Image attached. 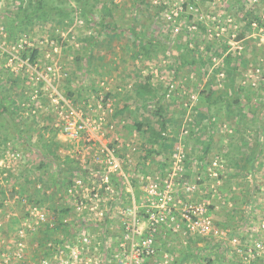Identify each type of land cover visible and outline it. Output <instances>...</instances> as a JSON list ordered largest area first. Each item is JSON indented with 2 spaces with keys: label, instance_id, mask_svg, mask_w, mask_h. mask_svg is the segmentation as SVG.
Masks as SVG:
<instances>
[{
  "label": "rangeland",
  "instance_id": "rangeland-1",
  "mask_svg": "<svg viewBox=\"0 0 264 264\" xmlns=\"http://www.w3.org/2000/svg\"><path fill=\"white\" fill-rule=\"evenodd\" d=\"M133 1L99 0L95 7V11L99 12L103 5H107L112 11L111 23L121 32L118 30L114 33L113 25L100 30L98 25L89 26L82 17L77 16L70 27L58 28L45 23L31 30L17 31L14 38H9V26L3 14L14 12L18 1L0 0V88L2 94L8 97L6 104L8 103L15 112L13 117L20 133L18 135L14 132L15 136L3 142L4 132L0 128V186L4 188L9 185L13 188L10 190L6 186L7 189L2 192L0 200H15L7 209L17 213L6 217L0 203V247L7 245L10 248L16 240L17 232L25 231L24 242L28 256L24 253L22 260L16 264H30L41 259L58 263L57 260L54 261V254H68V242L80 245L88 230L92 231V228L102 222V219L98 221L95 214L105 213L104 203H98L97 208L92 210L88 207L87 210L75 207L74 213L69 209L70 215L66 217L71 224L60 225L58 211L51 208L54 205L48 204V198L43 204L35 202L43 195L54 197L52 172L54 165L61 160L63 149L66 151L71 149L70 146H74L78 151L89 152L86 146L71 145L63 137L61 138L66 144L59 145L61 141H58V132L53 128L55 117L50 105L54 90L69 99L74 107L87 103V108L91 106L93 114L103 112L112 126L109 132L112 135L133 131L127 127L132 123L129 119L131 116L126 118L127 114L123 113L114 117L124 96L129 97L132 103L130 108L135 111L134 118H152L158 105L165 109L163 115L167 116L168 120L173 118V125L166 126L167 131L172 133H163L165 143L170 146L168 148L161 145L152 146L150 148L153 150L149 153L147 143L145 146L141 145V142L135 141L136 138L130 137L133 140L132 145H136L138 149L131 156L128 169L132 173H126L128 182L134 184L137 181L141 188H145L146 184L158 182L166 176L178 178V175H181L189 188L188 194L185 195L187 200L196 201L207 209L216 233L211 237L199 238L188 233L183 234L181 231L171 234L161 228L156 254L145 264H182L185 261H194L196 264H229L232 261L227 260V256L234 253L233 244H238V241L242 244L249 236L248 228L254 230L257 227L256 217L246 219L245 214L250 210V204L244 202V199L248 194L264 196V169H258L254 173L256 179L250 188L245 182L243 170L235 171L229 168L218 154L204 153V149L200 148L201 140L198 147L194 146L197 151L193 147L190 150L186 143L187 137L192 139L201 133L207 134L206 127L201 129L200 125V130L190 129L189 135L182 140L187 151L185 169L181 173L173 171V168L183 120L187 117L197 122L199 116L195 106H202V96L206 97L208 89L224 90L226 86L228 88L225 90L231 94L235 92L244 100L240 106L241 112L238 107L236 110L234 108L229 117L241 115L252 118L251 128L259 131L260 135L257 134L256 139L251 140L260 142L264 159V76L255 81V87L251 86L252 81H248L246 86L240 83L243 74L255 70L258 66L264 68V28L259 27L253 19L255 15L264 20V0H145L147 7L140 11L131 6ZM71 6L75 5L72 3ZM248 11L252 12L250 16ZM106 21L110 19L107 18ZM134 26L164 44V52L154 49V52H150V57L139 52L133 44ZM98 32L100 34L94 42L95 45H85L84 40L89 36L96 37ZM240 35L242 38L237 39ZM49 41H53L54 45H48ZM183 46L196 52L190 55ZM33 52H36V55L30 61ZM229 55L230 63L227 64L226 57ZM179 56H193L196 60L201 57L204 64H199L198 61L192 66L182 64ZM86 58L90 60L89 65H86ZM48 68H51L50 72L47 71ZM136 71L141 77L136 75ZM220 74L223 76L220 77ZM146 77L154 87L159 101L157 98L150 100L144 108L140 103H134V91L135 83ZM198 92H201L202 96L198 97ZM218 106H221V110H226L224 105ZM3 117L7 124H10L9 117ZM118 119L124 120L125 123H120ZM225 125L223 124V128L226 127L224 132L233 134L234 128ZM193 130L195 134H191ZM20 136L29 138L28 150L24 148V139ZM128 138L124 144L129 143ZM16 153L20 154L18 159L13 158ZM54 154L58 159H54ZM214 162L218 163L217 167H212ZM262 162L264 164V161ZM40 163L50 172L46 179L50 185L40 190L34 187L35 190H32L31 194L28 191L21 194L16 188L18 182L25 178L20 176L19 171L27 165H32L30 170H33L29 171L27 178L36 186L43 179L36 169ZM133 167L136 170H133ZM96 171L99 174L102 172ZM10 175L14 178H10ZM73 177L75 175L72 176V182ZM60 188L62 187L58 189ZM66 189L65 187L64 190ZM38 190L41 195H36ZM176 191L181 194L179 188ZM23 200L26 203H23ZM34 203L45 208L50 223L34 224L28 214L29 207ZM84 203L90 202L86 200ZM70 204L72 203L69 202ZM66 205L67 202L63 201L59 207ZM261 206L263 215L264 203ZM254 207L256 206H253L252 213L256 215ZM111 209L112 212L115 211L116 206ZM50 224L53 226L50 227ZM62 228L77 230L63 247L62 243L57 247V244H54V234L60 235ZM48 235H51V238ZM39 236L44 238L40 243ZM107 237L112 238L106 236V239ZM253 237L254 235L249 236ZM90 239L94 244L93 242L99 241V236L93 231ZM236 239L238 241L235 242ZM88 253L92 259L91 264H109V254L113 253V250L103 251L101 255L97 251L89 250ZM232 258L234 259L233 254Z\"/></svg>",
  "mask_w": 264,
  "mask_h": 264
},
{
  "label": "built area",
  "instance_id": "built-area-1",
  "mask_svg": "<svg viewBox=\"0 0 264 264\" xmlns=\"http://www.w3.org/2000/svg\"><path fill=\"white\" fill-rule=\"evenodd\" d=\"M48 45H54L53 41H49ZM47 71H51L48 68ZM222 77L223 75H219ZM264 76V68L257 67L255 70L243 74L241 84L246 86L248 81H252L251 86L255 87V81H259ZM42 77V76H39ZM36 79H38L36 77ZM264 81V79L262 80ZM50 105L53 108L54 123L53 128L58 134L65 139V141L72 145L86 146L89 151H93L98 157V165L101 166V173L95 170V175L89 176L88 179L92 182L89 186L85 185L84 177L81 175L73 179V186L68 189L69 194L74 196V193H80V189L87 188V198L90 202L85 204V199L77 200L75 207H80L82 210L96 209L98 203L103 202L106 192L112 194L109 186V177L117 175L124 180H128L125 168L129 167L131 163V156L136 151L135 147L127 144V153H120L116 147L104 145L102 142L106 132L112 129V126L105 117V114H93L91 106L87 103L81 106L74 107L69 99L58 94L54 90V98L50 100ZM192 120L187 118L183 120L181 127V139L179 138L178 146L176 147V162L174 163L173 171L183 172L186 162V150L182 143L183 138L190 133V126ZM20 157L19 153L13 155L14 159ZM218 163L214 162L212 167H217ZM104 186H103V185ZM181 175L166 176L158 182H153L145 185L143 195L137 200V206L130 209H125L121 212V237L116 242L113 248V253L110 254L111 259L109 264H145L149 258L156 254L157 239L161 234V228H165L168 233L191 234L194 237L206 238L214 236L216 228L210 218L207 209L197 203L187 200L189 188ZM179 188V192L176 189ZM80 190V191H79ZM177 194H174L176 193ZM81 195V193H80ZM28 214L35 225L50 223L47 217L46 210L38 203H34L28 209ZM96 217L101 218L102 212L95 214ZM260 219V220H259ZM258 219L257 227L254 230L248 228V235L253 238H246L241 244H233L234 259L232 254L227 252V260L232 261L229 264H264V214ZM1 226V224H0ZM53 225L50 224V227ZM25 231L17 232L16 240L13 243L15 247L11 254H4L1 256L0 264H13L14 260L22 257L26 250L24 242ZM223 241L226 238H221ZM90 235L87 233L83 236L80 245L75 243H68L67 248L69 253L57 256L54 254V261L52 263L49 259H41L38 262H31L30 264H91L92 259L87 255L90 250ZM224 245L223 243H221ZM227 249V247H226ZM232 259V260H231ZM182 264H196L194 261H185Z\"/></svg>",
  "mask_w": 264,
  "mask_h": 264
},
{
  "label": "crops",
  "instance_id": "crops-1",
  "mask_svg": "<svg viewBox=\"0 0 264 264\" xmlns=\"http://www.w3.org/2000/svg\"><path fill=\"white\" fill-rule=\"evenodd\" d=\"M199 94L200 95H198V97L202 96L201 92ZM228 95L231 97V99H235V101L237 100V103L233 100V104L232 105L230 104V108L227 109V106L226 107L224 106L226 108V110L225 109L221 110V106H218V105L223 104V102L225 101L224 99H222V100L217 99L216 102L218 104L211 105L210 108L208 109V107L206 105V101H207L206 97L202 96V98L200 100V104L202 106L201 107L195 106V109L197 110L196 111L197 115L199 117L196 119L197 122H195V120H192L190 129L200 130L199 126L201 125L202 126L201 129L206 127V130H208V133L207 134L201 133L200 136L192 138V139L191 138L189 139V136H188L186 143L190 147V150H191L192 147L194 148V146L198 147L199 141L201 140L202 141V143H201L202 147H200V148L204 149V153H210L213 155L218 154L219 157H221L225 160V162L229 168H233L235 171H237V169L243 170L244 175L246 176L245 182H247L248 186L251 188V187H253V184H254L255 179H256V176L254 175V173L256 171H258V169H262V168L264 169V164L262 162V161H264V159L262 158L263 153L261 150V144H260V142L259 143L253 142V140H251V139L255 140L256 135L259 134L260 132L259 131L257 132L256 129L251 128L250 123H253V120L251 117H245V116H241V115H239V116L234 115L231 118L229 117V115L232 114L231 112L234 111L233 110L234 108L236 110L238 106H242L244 100L240 96H238V94H235V92H234V94H231V92L228 91ZM123 102H124V100L121 99V101H120L121 104H119L120 107L123 105ZM216 102H214V103H216ZM214 106H218V107L214 108ZM118 109H120V108H117V110ZM225 112H226V115H225ZM198 113H201L202 116L199 115ZM115 116L119 117L120 114H116V112H115L114 117ZM172 117H174V115ZM149 118L151 119V117H149ZM199 118H200V120H199ZM138 119H140V118H138ZM118 120L120 121V123H125L124 120H120V119H118ZM169 121H170L169 123L167 122V125H166L167 127L169 125H173V123H174L173 118H172V120H169ZM223 124L230 125L231 128H234L233 134H229L230 132H224L225 131L224 128H226V127L223 128ZM127 127H129V125ZM129 129H131V128L129 127ZM220 129H222V130H220ZM262 131H264V127L262 128ZM109 132L110 131L106 132V135L104 136L101 143H103L104 145H109L110 147H116L120 153L121 152L122 153L128 152L126 145L127 144L132 145V143H133V140H131L130 137L136 138L135 141H139V143L141 142L140 143L141 145L143 144L145 146L146 145L145 143H147L149 145L150 150H153L150 147L158 146L157 144H153L151 146L148 143V138H147L148 135L145 138L139 132L136 133L135 131L134 132L129 131V132H124V133H119V135L118 134L112 135V134H109ZM108 134H109V136H108ZM191 134H195V130H193L191 132ZM56 137L58 138V141H61V142H59L60 145L66 144L59 134ZM127 138L129 140V143L124 144L123 142ZM116 141H118V142L115 143ZM132 146H134L136 150L138 149V147H136V145H132ZM69 148H71V149H67L66 151H64L63 148H60V149H63L61 160H59L60 162H58L57 165H54V172H52V174H54V190H55L54 191V197H53L54 199L50 198V196H44L43 195L42 197H38V199L35 201V202H40V204H43V202H45V199L48 198L50 200L48 204L54 205V206H51V208H55L58 211L57 213H58V216H60L58 218V220L60 221L59 222L60 225H61V223H64L67 225L71 224V222H68L69 218H66V217H68L70 215V214L68 215L70 210H73V213H74V208L76 206L74 204L76 203V201L78 199L79 200H83V199L88 200V198H87V190L88 189L87 188H85L84 190L80 189L81 191L79 190L81 195H80V193H77L76 196L69 194L68 189L73 184L72 176L75 175V177H73V178H76L77 176H79V174H82V176L84 177V180L86 179L84 186H89L91 182H92V186H93L94 180L92 179V181L90 182L89 181L90 179H88V178L91 175H92V177L95 175V170H101L100 169L101 166L98 165V157L96 156V154L93 151H89V152H85L83 150L78 151L74 146H72V147L70 146ZM60 149H59V151H60ZM194 149H195V151H197L196 150L197 148H194ZM59 151H58V153H59ZM31 166L32 165H30V166L27 165L25 168H21V170L19 171L20 176L25 178L23 180L18 179L20 181L18 182L19 184L17 185L16 189H19L21 194H25L28 192L31 194L32 190L33 191L35 190L34 187H36L37 189L40 190V189L50 185V183L46 181L50 172H48V170H46V174H44L45 168H42V169H38L37 173H39L40 176L43 173V175H42L43 179L40 180L39 183L36 184V186H33L34 182H30L29 178H27V177H29L27 175L30 173L29 171L33 170V169L30 170ZM134 169H135V167H133V170ZM125 170H126L125 172L129 175L132 173V171H130L128 169V166H126ZM68 172H71V173L68 174ZM116 180H117L116 182H114L112 180L109 181V183H110L109 186L111 185L110 191H112V194H110L109 192H106V196L104 197L103 202H101V203H104V205H105V207H104L105 213L103 214V216L101 218H98L99 219L98 221H100L102 219L101 224H99L95 228H92V231L88 230L89 235H91L93 233V231H95L97 233V235L99 236L98 242H93L94 244L90 243V251L91 252L97 251V252H99L100 255L102 254L103 251L105 252L107 250H113V248L116 245V242L121 237V233H122L121 232L122 231V229H121V216H120L121 212L124 211L125 209L132 208L134 205L137 206L136 205L137 200H139L140 196L143 193V187L141 188L139 183H137V181L134 182V184H130L128 182V180L126 181L119 176H116ZM249 182H252V183L249 184ZM51 184H53L52 181H51ZM6 186L10 190L13 189L9 185H6ZM6 186H4L5 189H7ZM59 187H62V188L58 189ZM65 187L67 188L66 190H64ZM39 190L37 191L38 193H36V195H41V192ZM28 199H30V197ZM7 200H9V199L3 198L0 200V203H1L2 208H3L2 212H4L6 214V217L16 215L17 214L16 211H9L10 208H9V210L7 209V206L11 205V203H14L15 200H13V201H7ZM63 201H66L68 205H66L64 207H62V206L59 207V205ZM228 201H231V200H228ZM262 201H264V196H260V195L253 196L252 194L246 195L244 202H247L248 204H250L249 205L250 210H248V212L245 214V216L247 217L246 219L249 220L251 218L256 217L258 220L259 218L262 217V215H261L262 209H260V208H262L261 204L264 203ZM16 202H18V201H16ZM22 202L26 203L25 200H23ZM69 202H71L72 204L69 205ZM22 206L23 205H21V208H22ZM115 206H116V209H115V211L112 212L111 208H113ZM253 206H256V207H254V211L257 213L256 215L254 212L252 213ZM59 212H62V213L59 214ZM62 229H63V232H61L60 235L54 234L55 235L54 236V240H55L54 244H57V247H58L59 243H62L61 245L63 247V244L66 241H68V239L70 237H73L74 232L77 230L75 228L66 229V230H65V228H62ZM45 231L48 232L47 230H45ZM56 231L58 232V229ZM46 232H42V233L45 235ZM50 233L51 232H49V234ZM48 236H49V238H51V235H48ZM106 236H111L112 238L107 237L108 239H106ZM42 238L43 237L39 236V238H38L40 240V241H38L39 243L44 239V238L43 239ZM0 249H2L1 250L2 252L0 253V259H1L2 255H4V254L9 255L12 252H14L15 247L12 245L9 248L7 245L5 247H4V245H1ZM24 253H26V250L23 252V255H24ZM23 255H22V257H23ZM26 256H28V253H26ZM22 257L17 259V260L16 259L14 260V258L12 256L13 264H16L17 262L21 261ZM89 257H90V254H89ZM25 264H26V262H25Z\"/></svg>",
  "mask_w": 264,
  "mask_h": 264
},
{
  "label": "trees",
  "instance_id": "trees-1",
  "mask_svg": "<svg viewBox=\"0 0 264 264\" xmlns=\"http://www.w3.org/2000/svg\"><path fill=\"white\" fill-rule=\"evenodd\" d=\"M17 1L18 4L14 12L3 14V18L4 17L6 18L7 24L9 26L8 29L9 38H14L15 33L17 31L31 30L33 27L37 25H43L45 23H50L54 25V27H58V28L70 27L74 22V18H77V16L82 17L84 19V22L89 26H93L95 24L98 25L100 30L106 29L108 28V26L113 25V23H111L112 11L111 9L108 8L107 5H103L101 11L99 12L95 11V7L98 4L99 0H54V1L17 0ZM72 3L75 6H71ZM131 6L139 11L147 7L145 4V0H134ZM251 13L252 12L248 11L249 16L251 15ZM72 14L74 15L73 17ZM107 18L110 19V21H106ZM253 19L255 20V22L258 24L259 27L264 28V20H261V18L255 15ZM112 30L113 31L115 30L114 33H116L118 30L121 32V30L114 25ZM132 31H133L132 33L134 39L133 44L137 47L139 52L147 56L150 55V52H154L153 51L154 49L155 51L161 50L162 52H164L166 46L162 44L160 41H158L156 38L151 37L148 33L141 32V30H138L137 27L135 26L132 28ZM99 34L100 32H98L96 37H92V36L87 37L84 40L85 45H87L88 47L95 45L94 42L96 41ZM68 35L71 36V34ZM240 38H242V35H240L237 39ZM182 48L186 49L187 53L190 55H194V53L196 52L195 50L187 49V47L184 46ZM35 55L36 52H33L31 54L30 61L34 59ZM179 58H181L180 60H182V64H186V65L188 64L190 66H192L195 61H198L199 64H204V61L202 60L201 57H199L198 60L193 58V56H191L190 58H185V56H179ZM226 58H227L226 63L227 64L230 63V55L227 56ZM85 62L86 65L90 64V60L88 58L85 59ZM136 75L141 77L138 71H136ZM226 88H228V86H226L225 89ZM225 89L207 90L206 105L208 109L210 108L211 105L218 104L216 102L217 99H221V100L224 99L225 103L222 101L223 102L222 105H224L225 107L227 106V109L230 108V104L232 105L233 100L235 101V99H231V97L228 95V91ZM156 98L158 99L156 91L154 87L150 85V82L147 77L140 78V81H138V83H135L134 103L136 105L137 103L138 104L140 103L141 107L145 108L146 105L149 103L148 101ZM7 99H8L7 95H3L0 88V128L4 132L3 142H6L10 137L15 136L13 134L14 132L20 135L18 130V124L17 122H15L13 117L15 115V112L11 110V106L8 103L6 104ZM123 100H124L123 105L120 107V109L116 111V114L122 115L123 113H126L127 114L126 118H129V116H131L129 119L132 120V123L128 124L129 127L136 133L139 132L145 138L148 135L147 137L148 143L151 146L153 144H157L165 148L170 147L165 143V138L163 137V133L165 131L167 132V134L169 133V135L172 133L171 131L169 132L166 129L167 122L169 123L170 121L168 120L169 118L167 116L163 115L165 109L162 106L158 105L157 110L153 112L151 119L149 118V116L145 118L141 116L142 120H139L133 117L135 111H133V109L131 110L130 108L131 107L130 104L132 103L129 101V97L124 96ZM235 102L237 103V100ZM238 108L241 112L242 108H240V106H238ZM198 114L202 116L201 113ZM4 115L9 117L10 124H7L6 120L3 119ZM9 130H12L13 132H10ZM20 138H22V136H20ZM22 139H24V146L26 150H28L29 138H22ZM44 147L51 148L49 146H44ZM151 152L152 150H150L149 153ZM54 159H58L56 154H54ZM42 168H45V166H43L42 163H40L36 167L37 170ZM70 173L71 172H68V174ZM44 174H46V170ZM116 176L117 175H111L109 179L116 182L117 181ZM12 177L14 178V176L10 175V178ZM52 182L54 184V180H52ZM4 190L5 188H2V186H0V196Z\"/></svg>",
  "mask_w": 264,
  "mask_h": 264
}]
</instances>
